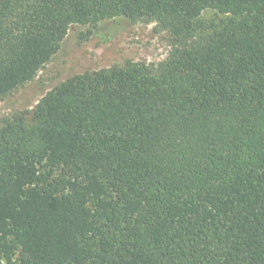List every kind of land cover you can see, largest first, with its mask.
Listing matches in <instances>:
<instances>
[{"label": "trees", "instance_id": "1", "mask_svg": "<svg viewBox=\"0 0 264 264\" xmlns=\"http://www.w3.org/2000/svg\"><path fill=\"white\" fill-rule=\"evenodd\" d=\"M206 10L226 20L198 36ZM114 18L177 47L5 121L0 264H264V0H0V97Z\"/></svg>", "mask_w": 264, "mask_h": 264}, {"label": "rangeland", "instance_id": "2", "mask_svg": "<svg viewBox=\"0 0 264 264\" xmlns=\"http://www.w3.org/2000/svg\"><path fill=\"white\" fill-rule=\"evenodd\" d=\"M225 20L215 11H204L198 36L220 29ZM176 47L175 38L156 21L114 18L95 26L74 25L59 51L30 82L0 97V129L18 114L30 117L48 92L75 77L120 67L126 62L157 68Z\"/></svg>", "mask_w": 264, "mask_h": 264}]
</instances>
